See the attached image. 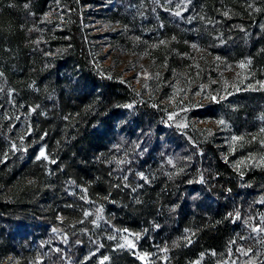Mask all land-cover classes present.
Masks as SVG:
<instances>
[{
	"label": "trees",
	"instance_id": "1",
	"mask_svg": "<svg viewBox=\"0 0 264 264\" xmlns=\"http://www.w3.org/2000/svg\"><path fill=\"white\" fill-rule=\"evenodd\" d=\"M53 1L0 0V187L8 195L0 199V255L30 264L31 245L51 227L83 235V212L92 203L112 227L141 233L138 248L150 260L106 242L90 254L80 236L71 264H211L198 262L201 254L224 249L235 229L232 208L260 184L240 190L213 145L197 147L169 135L127 85L100 73L87 54L76 0H60L61 30L47 28L42 21ZM115 1L121 26L177 33L173 41L180 48L182 37L195 33L221 56L259 51L264 58V35L244 40L220 25L216 44L212 28L187 23L190 14L212 15L218 0ZM48 34L55 42H47ZM55 48L57 56L47 57ZM181 63L176 52L169 55V65ZM231 100L233 124L254 129L264 94L240 92ZM202 113L221 118V103H208ZM160 138L174 144L173 151L184 149L182 156L192 149V156L167 165L158 154ZM139 139L146 145L143 156L125 164L120 156ZM42 147L48 161L37 159Z\"/></svg>",
	"mask_w": 264,
	"mask_h": 264
},
{
	"label": "rangeland",
	"instance_id": "2",
	"mask_svg": "<svg viewBox=\"0 0 264 264\" xmlns=\"http://www.w3.org/2000/svg\"><path fill=\"white\" fill-rule=\"evenodd\" d=\"M75 2L73 6L81 20L87 54L100 73L127 85L139 102L152 108L158 116L159 126L169 135H180L197 147L206 143L213 145L221 161L234 172L240 190L250 188L252 182L260 184L248 199L232 208L231 224L235 229L224 249L219 253L201 254L198 262L264 264V231L258 230L264 228V102L256 126L251 130L233 124L235 102L231 100L240 92L264 94V58L259 51L249 56L224 57L198 41L195 33L192 39L182 37L184 47L180 48L178 42L173 41L177 33L166 36L148 27L137 30L128 24L121 26L117 21L119 14H114L115 0ZM64 18L60 0H54L42 22L54 32L62 29ZM186 21L191 26L203 23L206 28H212L210 32L216 44L220 43L217 35L220 25L229 26L231 34L244 40L258 39L264 35V0H218L212 15L190 14ZM55 40L48 34V43ZM174 52L182 60L180 66L169 65V55ZM58 53L59 49L55 48L46 56L55 58ZM218 101L221 118L202 113L208 103ZM167 143L160 138L158 153L167 165L172 166L193 154L189 149V155L182 156L180 152L184 149L173 151L174 144ZM129 146L127 153L120 156L125 164L131 159L136 160V156H143L146 147L142 146L141 139ZM165 149L168 150L164 152ZM42 150L47 158L40 159L48 161L44 147L37 157ZM137 175L144 177L140 172ZM7 196L0 187V199L5 200ZM83 218V235L69 232L64 227H51L44 239L31 245L36 252L30 264H71L80 236L86 239L90 254L106 242L114 249L127 250L139 259L150 260V253L138 248L142 234L112 227L100 206L87 203ZM129 243L133 247H129ZM156 254L157 251L152 252V255ZM0 260L2 264L17 262L11 254L0 255Z\"/></svg>",
	"mask_w": 264,
	"mask_h": 264
},
{
	"label": "snow or ice",
	"instance_id": "3",
	"mask_svg": "<svg viewBox=\"0 0 264 264\" xmlns=\"http://www.w3.org/2000/svg\"><path fill=\"white\" fill-rule=\"evenodd\" d=\"M177 15H179V13H177ZM241 67H243V65H241ZM129 107H130V105H129ZM170 119H171V117H170ZM221 123H223V122L221 121ZM262 131H264V129H262ZM41 157H44L45 159L47 158V157L45 156V153H44L43 150L40 152V155L37 157V159H40ZM85 215H88V213H85ZM258 230H259V231H264V228H261V229H258ZM137 238H138V237H137ZM128 246H129V247H133V245H132L131 243H129ZM105 259H107V257H105Z\"/></svg>",
	"mask_w": 264,
	"mask_h": 264
}]
</instances>
